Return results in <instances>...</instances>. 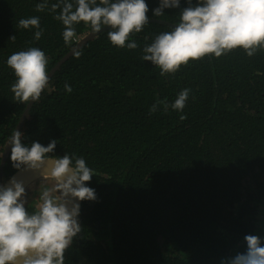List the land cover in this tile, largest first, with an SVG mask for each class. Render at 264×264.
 I'll return each instance as SVG.
<instances>
[{"label":"trees","instance_id":"obj_1","mask_svg":"<svg viewBox=\"0 0 264 264\" xmlns=\"http://www.w3.org/2000/svg\"><path fill=\"white\" fill-rule=\"evenodd\" d=\"M39 2L0 0V159L26 105L10 90L8 56L37 47L48 72L91 31L75 25L66 45L56 13L35 11ZM145 2L149 23L128 41L138 47L112 45L107 28L91 35L51 74L20 127L23 143L56 139L49 157L75 154L96 173L87 184L97 199L81 201L82 230L64 264H220L244 250L245 234L264 236V51L249 57L237 48L161 75L142 49L178 22L179 9L155 17L159 0ZM31 16L40 18L39 40L35 29L18 27ZM184 88L191 91L182 112L161 104L149 113ZM9 156L4 178L16 170Z\"/></svg>","mask_w":264,"mask_h":264},{"label":"clouds","instance_id":"obj_2","mask_svg":"<svg viewBox=\"0 0 264 264\" xmlns=\"http://www.w3.org/2000/svg\"><path fill=\"white\" fill-rule=\"evenodd\" d=\"M159 0L152 15H164V9H179V20L168 31L154 36L151 43L143 46L142 60L150 61L160 69V74H174L190 60H199L211 55L216 58L242 48L251 57L258 50L264 51V0ZM45 9L56 13L54 19L64 26V43L71 44L76 37L75 25L83 22L93 33L107 26V38L119 48L136 49V41H129L132 33H140L149 23V6L145 0H56L49 7V0H41L35 11ZM57 10L58 13H57ZM18 27L35 29L33 39L43 35L40 18H21ZM16 39L15 35L9 37ZM127 42V43H126ZM80 51L75 52L76 57ZM14 73L15 81L10 90L14 100L23 104L36 102L49 82L48 57L37 47H28L12 53L6 60ZM64 88L71 92L66 83ZM182 89L169 105L157 100L149 108L154 113L163 104L165 110L182 112L190 93ZM181 115L180 119H185ZM23 133L14 130L7 146L9 159L16 169L39 170L47 180L39 190L37 203L28 210L26 187L22 180L9 178L7 184L0 183V264H64L65 252L82 230L79 222V201L96 200L95 190L88 186L94 169L83 157L64 154L56 158L53 153L57 140L46 146L33 141L22 142ZM244 250L223 256L220 264H264V236L245 234Z\"/></svg>","mask_w":264,"mask_h":264},{"label":"water","instance_id":"obj_3","mask_svg":"<svg viewBox=\"0 0 264 264\" xmlns=\"http://www.w3.org/2000/svg\"><path fill=\"white\" fill-rule=\"evenodd\" d=\"M106 28H107V26H105L104 29H106ZM104 29H102V30H104ZM93 34H95V33H93L92 31L88 32V34H86V38L81 39L80 42H78L72 49H70L66 54H64L60 58V60H58L55 63V65L52 67V69L50 71H48L49 77L57 69V67L61 64V62L64 61L74 51V49L79 44L84 42L86 39H88ZM32 103L33 102L30 101L28 104L25 105V108L22 111L18 121L16 122L15 127L12 130L10 137L7 139V141L5 143L4 149H3L2 153H1V159H0V183L7 184L9 178L15 177L18 180H22L24 182L25 187L27 188L34 181L44 177V176H42V172L46 171V169L48 167L47 163L45 165H43L42 168L39 169V170H24V169H19L18 170V169H16L8 177L4 178V176H3L4 162H5V159H6L7 155H8V152L10 150V148L7 146L8 141L11 138L14 130H20L22 122L24 121V119H25V117H26V115H27ZM51 158H54V157H51ZM78 203L80 204V207H81V201H79Z\"/></svg>","mask_w":264,"mask_h":264},{"label":"rangeland","instance_id":"obj_4","mask_svg":"<svg viewBox=\"0 0 264 264\" xmlns=\"http://www.w3.org/2000/svg\"><path fill=\"white\" fill-rule=\"evenodd\" d=\"M45 182L50 186L52 181L51 180H47L46 178L43 177L42 179H38L36 181H34L33 183H31L27 188H26V199L31 198L34 203H37V196L39 193V190L42 186H44Z\"/></svg>","mask_w":264,"mask_h":264}]
</instances>
